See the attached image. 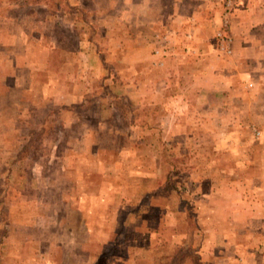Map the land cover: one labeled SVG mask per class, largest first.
<instances>
[{"label":"rangeland","instance_id":"rangeland-1","mask_svg":"<svg viewBox=\"0 0 264 264\" xmlns=\"http://www.w3.org/2000/svg\"><path fill=\"white\" fill-rule=\"evenodd\" d=\"M237 1L0 0V264H264Z\"/></svg>","mask_w":264,"mask_h":264},{"label":"crops","instance_id":"crops-1","mask_svg":"<svg viewBox=\"0 0 264 264\" xmlns=\"http://www.w3.org/2000/svg\"><path fill=\"white\" fill-rule=\"evenodd\" d=\"M233 11L229 16V56L243 58L259 54V51L264 52L263 35L256 32L250 35L251 28L258 27L260 32L264 31V0H238ZM250 39L254 40L251 42L253 47H250Z\"/></svg>","mask_w":264,"mask_h":264},{"label":"built area","instance_id":"built-area-1","mask_svg":"<svg viewBox=\"0 0 264 264\" xmlns=\"http://www.w3.org/2000/svg\"><path fill=\"white\" fill-rule=\"evenodd\" d=\"M217 36L221 40L219 49L225 53H229L230 50H229L228 45H227V42L229 41V37L223 36V34L221 32H217Z\"/></svg>","mask_w":264,"mask_h":264}]
</instances>
